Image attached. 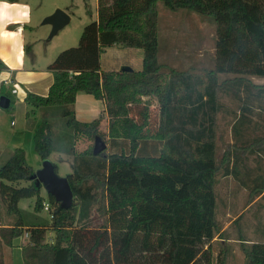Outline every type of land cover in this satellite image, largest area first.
I'll list each match as a JSON object with an SVG mask.
<instances>
[{
	"label": "trees",
	"instance_id": "obj_1",
	"mask_svg": "<svg viewBox=\"0 0 264 264\" xmlns=\"http://www.w3.org/2000/svg\"><path fill=\"white\" fill-rule=\"evenodd\" d=\"M160 2L215 23L214 69L204 76L172 72L166 80L161 73ZM115 46L143 50L142 71L104 70L102 56ZM48 68L54 74L48 95L29 92L25 102L43 117L35 132L42 160L57 150L74 156L67 178L80 212L79 203L64 210L49 195L51 221L39 220L42 187L31 180L35 172L24 150L16 149L0 168V195L16 218L14 225L0 227V264H6L1 248L14 247L25 234L24 264H212L213 241L221 229L218 176L233 175L253 200L264 192V176L242 173L245 156L264 155V128L245 127L244 121L255 112L264 119V85L250 79L264 78V0H98L97 20L84 28L79 46L64 50ZM220 75L233 78L220 82ZM80 92L106 103L110 138L123 141L120 152L96 156L95 146L76 152L77 136L102 139L100 119L91 124L76 119ZM152 95L160 100L161 115L153 135L146 107L140 121L131 117V107ZM227 96L239 103L240 116L219 159L218 116ZM50 118L64 120L68 130L58 148ZM150 140L162 142L159 154L139 155L142 142ZM33 197L35 215L25 214L19 203ZM95 203L103 219L99 226L84 218ZM49 230L52 241H47ZM241 247L246 264H264V243Z\"/></svg>",
	"mask_w": 264,
	"mask_h": 264
},
{
	"label": "rangeland",
	"instance_id": "obj_2",
	"mask_svg": "<svg viewBox=\"0 0 264 264\" xmlns=\"http://www.w3.org/2000/svg\"><path fill=\"white\" fill-rule=\"evenodd\" d=\"M1 1V0H0ZM20 4H27L31 8L29 28L27 35V61L30 66L34 65L36 70L49 72L48 67L64 50L79 46L84 28L98 17V0H20ZM61 9L71 16V21L59 32L51 36L52 26L45 24L46 18L53 15L56 10ZM158 28H159V63L161 73L167 80L172 72L191 73L196 76H204L207 72L214 69L215 49H216V26L208 17L198 15L186 9L172 11L166 8L163 3L158 4ZM2 42V41H1ZM144 53L141 49H125L121 46L109 48L102 56L104 70H120L123 67H131L134 71H142ZM52 72V71H51ZM233 78L232 75H220L219 81L222 82ZM258 79V77H255ZM256 84L264 83V80H257L250 77ZM264 85V84H263ZM12 87V86H10ZM20 94L12 95L11 88L1 87L0 97H8L11 100L9 108L0 106V168L9 160L16 149H22L26 155V161L36 173L43 167L44 161L36 151L35 132L42 123L43 117L40 112L32 113L31 107L24 101L26 86L19 88ZM224 106L223 112L218 116V156L219 159L224 154L226 146L233 141L230 137V126L227 121H235L240 116L239 103L230 97H222ZM106 105V103H105ZM146 107L149 114L150 126L148 127L151 135L156 134L160 120V100L156 95L145 96L141 99L140 105L131 107V117L141 120V112ZM76 119L85 124H91L100 118L103 106L100 100L93 95L80 92L74 106ZM258 112H255L251 119H258ZM229 119V120H228ZM53 124L54 140H63L66 136L65 121L62 119L50 118ZM107 111L100 119L99 131L103 142L107 148L105 153L120 152V144L123 141H113L110 138L109 128L111 123ZM264 128V127H263ZM72 136V132L70 134ZM95 140L90 137L79 135L73 141L76 152L82 153L95 146ZM160 141L142 142L139 155L157 156L158 148L161 147ZM58 148V146H57ZM49 160L57 166L58 175L67 177L73 173L72 165L74 156L59 150L52 152ZM244 173V172H242ZM243 175V174H242ZM1 182V181H0ZM238 180L232 175L231 178H224L222 174L218 176V183L221 185L220 195L225 192L228 185L236 183ZM24 186L26 183H19ZM41 195L46 203H49V194L44 186L41 188ZM78 204V214L80 212V202L77 198L74 203ZM36 197L23 199L19 207L28 214L35 215ZM97 203L89 206L85 221L99 226L102 223L101 214H98ZM222 213V209L219 208ZM255 208L253 209V211ZM51 209L42 210L38 215L39 220L50 223ZM236 212L234 215L236 216ZM238 215V214H237ZM16 218L10 215L3 203L0 195V224L1 227L12 226ZM54 232H47V241H52ZM29 242L26 234L15 241L14 247L4 245L2 257L6 264H24L22 253L19 248L26 246ZM243 244H240L242 250ZM237 248L234 244H222L216 241L212 246V264H217L216 258L221 253L224 255L220 259L221 264H242L244 261L236 253ZM13 254V255H12ZM245 255V254H244ZM246 264V263H245Z\"/></svg>",
	"mask_w": 264,
	"mask_h": 264
},
{
	"label": "crops",
	"instance_id": "obj_3",
	"mask_svg": "<svg viewBox=\"0 0 264 264\" xmlns=\"http://www.w3.org/2000/svg\"><path fill=\"white\" fill-rule=\"evenodd\" d=\"M30 15V6L27 4L21 5L20 0L0 1V62L2 63L0 84L1 87L11 88V94L13 86L6 85V80L13 81L19 88L25 85L27 93L47 96L54 82L53 72L38 71L34 65L30 66L27 61V53L25 51V47H27L26 30L30 25ZM252 78L257 79L255 77ZM258 79L264 80V78ZM20 93L19 91L18 94ZM26 95L24 96V101ZM7 97L10 96L7 95ZM100 103L103 106V111L99 119L105 115L106 111L105 102L100 100ZM244 121L245 127L248 128L264 127V119L260 117ZM227 122L230 126L231 137L232 126L236 120ZM243 166L244 175L264 176V155L245 156ZM224 178H231V176H224ZM220 186L218 183L216 187V211L221 229L213 243L219 241L222 244H234L237 248L236 253L244 261L242 264H245L246 257L243 251L240 250V244L264 243V192L253 200L248 189L244 185L239 184V182L236 185H228L225 188V192L223 191L221 195ZM219 208L222 209V213ZM254 208L255 210L253 211ZM234 212L238 215L232 216ZM19 250L21 251V248Z\"/></svg>",
	"mask_w": 264,
	"mask_h": 264
},
{
	"label": "water",
	"instance_id": "obj_4",
	"mask_svg": "<svg viewBox=\"0 0 264 264\" xmlns=\"http://www.w3.org/2000/svg\"><path fill=\"white\" fill-rule=\"evenodd\" d=\"M71 21V16L64 10L58 9L56 12L46 18L45 24H50L52 26L51 36L56 35L59 30L64 28ZM124 72H133V68L124 67L122 69ZM11 105V100L7 96L0 97V106L3 108H9ZM107 145L100 137H97L94 147V154L97 156L105 151ZM32 181H35L37 187H45L48 194L53 196L61 206L62 209L68 210L73 206L74 203V193L68 178L60 177L56 172L55 165L50 161H44L41 170L37 171L33 177Z\"/></svg>",
	"mask_w": 264,
	"mask_h": 264
},
{
	"label": "built area",
	"instance_id": "obj_5",
	"mask_svg": "<svg viewBox=\"0 0 264 264\" xmlns=\"http://www.w3.org/2000/svg\"><path fill=\"white\" fill-rule=\"evenodd\" d=\"M5 84L8 85V86H13V89H12V94L13 95H17L19 93V86L17 84H15L13 81L6 80L5 81ZM50 208H51L50 203L44 202V204H43V210L49 211Z\"/></svg>",
	"mask_w": 264,
	"mask_h": 264
}]
</instances>
